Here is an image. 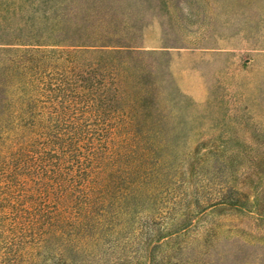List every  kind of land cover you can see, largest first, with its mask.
Here are the masks:
<instances>
[{
	"label": "rangeland",
	"instance_id": "rangeland-1",
	"mask_svg": "<svg viewBox=\"0 0 264 264\" xmlns=\"http://www.w3.org/2000/svg\"><path fill=\"white\" fill-rule=\"evenodd\" d=\"M80 43L124 49L163 163L84 252L63 240L23 252L22 229L0 216V264H264V0H0V197L10 175L22 195V102L41 111ZM72 102L82 138L140 134Z\"/></svg>",
	"mask_w": 264,
	"mask_h": 264
},
{
	"label": "trees",
	"instance_id": "trees-1",
	"mask_svg": "<svg viewBox=\"0 0 264 264\" xmlns=\"http://www.w3.org/2000/svg\"><path fill=\"white\" fill-rule=\"evenodd\" d=\"M72 47L73 72L50 90L41 111L36 112L38 97L22 102V159L16 167L22 195L15 193L17 181L10 175L1 192L0 216L22 229L23 252L46 250L60 240L87 251L113 229L111 222L123 210L119 203L151 183L163 163L149 137L150 93L125 85L124 49L97 43ZM77 55L87 64L79 65ZM74 100L92 110L120 113L135 130L140 127V134L131 143L82 138L81 124L71 118ZM39 116L45 120L38 121ZM118 174L124 177L120 189L112 187Z\"/></svg>",
	"mask_w": 264,
	"mask_h": 264
}]
</instances>
